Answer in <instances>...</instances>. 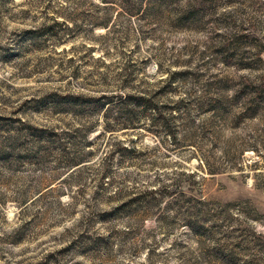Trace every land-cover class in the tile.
Here are the masks:
<instances>
[{"label": "rangeland", "instance_id": "374dc122", "mask_svg": "<svg viewBox=\"0 0 264 264\" xmlns=\"http://www.w3.org/2000/svg\"><path fill=\"white\" fill-rule=\"evenodd\" d=\"M0 264H264V0H0Z\"/></svg>", "mask_w": 264, "mask_h": 264}, {"label": "trees", "instance_id": "16d2710c", "mask_svg": "<svg viewBox=\"0 0 264 264\" xmlns=\"http://www.w3.org/2000/svg\"><path fill=\"white\" fill-rule=\"evenodd\" d=\"M172 3H176L177 0H169ZM59 25L62 24L60 22H55ZM184 72H172L171 79L169 84H173V80L176 75H182ZM117 97V98H116ZM62 99L63 102L70 104L76 108L78 107H88L91 104H95L100 107L107 108L104 115L105 117H109L111 115V111L116 109L118 118L124 120L123 126L125 128L129 127L134 123V120L140 119L143 112H146L149 109H153L157 111L159 109L157 102L155 103L154 97H146V94H126V95H118V96H110L109 94H102L98 97L93 96H85V95H66ZM112 105V106H111ZM143 109V110H142ZM164 120V118H160ZM133 121V122H131ZM113 130L112 128H108ZM56 134V133H55ZM82 163V161H70L68 166L78 165Z\"/></svg>", "mask_w": 264, "mask_h": 264}]
</instances>
